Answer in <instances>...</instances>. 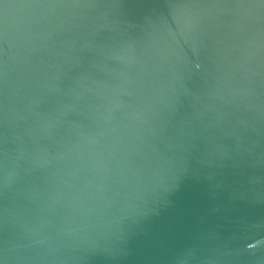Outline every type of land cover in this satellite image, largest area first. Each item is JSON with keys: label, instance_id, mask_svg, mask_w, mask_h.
<instances>
[{"label": "water", "instance_id": "95a60500", "mask_svg": "<svg viewBox=\"0 0 264 264\" xmlns=\"http://www.w3.org/2000/svg\"><path fill=\"white\" fill-rule=\"evenodd\" d=\"M0 264H264V0H0Z\"/></svg>", "mask_w": 264, "mask_h": 264}, {"label": "snow or ice", "instance_id": "6c2138e0", "mask_svg": "<svg viewBox=\"0 0 264 264\" xmlns=\"http://www.w3.org/2000/svg\"><path fill=\"white\" fill-rule=\"evenodd\" d=\"M3 73V68H2V64H0V76H2Z\"/></svg>", "mask_w": 264, "mask_h": 264}]
</instances>
